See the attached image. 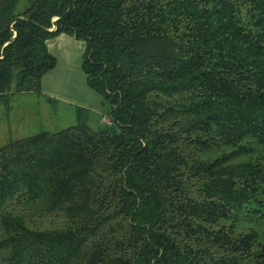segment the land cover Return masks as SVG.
<instances>
[{
    "label": "trees",
    "instance_id": "1",
    "mask_svg": "<svg viewBox=\"0 0 264 264\" xmlns=\"http://www.w3.org/2000/svg\"><path fill=\"white\" fill-rule=\"evenodd\" d=\"M62 34L100 123L0 148V264H264V0H0V104Z\"/></svg>",
    "mask_w": 264,
    "mask_h": 264
},
{
    "label": "crops",
    "instance_id": "2",
    "mask_svg": "<svg viewBox=\"0 0 264 264\" xmlns=\"http://www.w3.org/2000/svg\"><path fill=\"white\" fill-rule=\"evenodd\" d=\"M49 53L57 60V66L48 72L42 81L43 96L47 103L67 107L76 114V109L90 112L91 126H98L102 114V98L88 86L83 70L87 45L83 41L62 34L47 41Z\"/></svg>",
    "mask_w": 264,
    "mask_h": 264
},
{
    "label": "rangeland",
    "instance_id": "3",
    "mask_svg": "<svg viewBox=\"0 0 264 264\" xmlns=\"http://www.w3.org/2000/svg\"><path fill=\"white\" fill-rule=\"evenodd\" d=\"M25 7L26 3L20 8ZM76 124L75 112L67 107L47 103L35 94L17 95L10 101L9 109L0 104V148L12 140L35 137L43 132L56 134Z\"/></svg>",
    "mask_w": 264,
    "mask_h": 264
},
{
    "label": "built area",
    "instance_id": "4",
    "mask_svg": "<svg viewBox=\"0 0 264 264\" xmlns=\"http://www.w3.org/2000/svg\"><path fill=\"white\" fill-rule=\"evenodd\" d=\"M102 122H103V123H106V124H109V120H108L107 118H104V119L102 120Z\"/></svg>",
    "mask_w": 264,
    "mask_h": 264
},
{
    "label": "water",
    "instance_id": "5",
    "mask_svg": "<svg viewBox=\"0 0 264 264\" xmlns=\"http://www.w3.org/2000/svg\"><path fill=\"white\" fill-rule=\"evenodd\" d=\"M55 21H57V20H55Z\"/></svg>",
    "mask_w": 264,
    "mask_h": 264
}]
</instances>
